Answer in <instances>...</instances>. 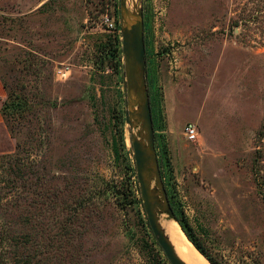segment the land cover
I'll use <instances>...</instances> for the list:
<instances>
[{"label": "rangeland", "instance_id": "1", "mask_svg": "<svg viewBox=\"0 0 264 264\" xmlns=\"http://www.w3.org/2000/svg\"><path fill=\"white\" fill-rule=\"evenodd\" d=\"M139 10L173 212L150 165L157 222L184 219L217 262L264 264V0H138ZM126 22L121 0H0V165L11 166L0 212L41 227L58 264H169L136 177L132 140L147 141L132 115L139 94L127 101L124 88Z\"/></svg>", "mask_w": 264, "mask_h": 264}, {"label": "water", "instance_id": "2", "mask_svg": "<svg viewBox=\"0 0 264 264\" xmlns=\"http://www.w3.org/2000/svg\"><path fill=\"white\" fill-rule=\"evenodd\" d=\"M121 8L126 19V23L120 29L122 54L124 59V69L127 82H124L125 93L127 101L131 89L137 90L139 100L141 102L139 112L134 115L137 119L142 121V127L146 132L147 150L144 146L133 138L132 151L136 167V177L139 184V191L143 203V208L147 216L148 225L157 244L164 253L169 264H184L175 254L173 247L164 236L160 229L154 208L157 205L156 201L150 195L149 186L145 180V172L148 167L152 165L157 184L160 188L161 196L164 202V209L167 214L173 218V212L168 204L167 197L161 183V177L156 160L154 149V132L152 126L151 111L149 106V99L145 91V47H144V27L143 15L139 10L136 15H133L126 7L125 0H121ZM135 19V21H133ZM142 91V93H140ZM128 104V102H127ZM126 123L131 125L128 114L125 116ZM159 205V204H158ZM161 206V205H160Z\"/></svg>", "mask_w": 264, "mask_h": 264}, {"label": "trees", "instance_id": "3", "mask_svg": "<svg viewBox=\"0 0 264 264\" xmlns=\"http://www.w3.org/2000/svg\"><path fill=\"white\" fill-rule=\"evenodd\" d=\"M1 167L2 175L6 179H0V209L2 204L9 205L11 198L8 193L11 192V180L7 177L11 174V166ZM14 170V169H13ZM14 174H20L19 169L14 170ZM4 176V177H5ZM21 178V177H20ZM183 233L195 247V249L207 259L209 264H223L213 259L206 251L199 239L195 237L192 228L184 221L177 220ZM30 218L22 213L14 216L7 211L0 212V264H58V247L55 243L45 244L42 241L44 230L41 227H32L29 224ZM63 235V234H61ZM55 234L53 238H57ZM241 264H246L241 261Z\"/></svg>", "mask_w": 264, "mask_h": 264}, {"label": "bare ground", "instance_id": "4", "mask_svg": "<svg viewBox=\"0 0 264 264\" xmlns=\"http://www.w3.org/2000/svg\"><path fill=\"white\" fill-rule=\"evenodd\" d=\"M125 2L127 9L131 11V9L136 7L138 0H125ZM158 224L163 231L164 236L173 247L176 256L184 264H209L188 241L175 221L165 216H161L158 220Z\"/></svg>", "mask_w": 264, "mask_h": 264}, {"label": "built area", "instance_id": "5", "mask_svg": "<svg viewBox=\"0 0 264 264\" xmlns=\"http://www.w3.org/2000/svg\"><path fill=\"white\" fill-rule=\"evenodd\" d=\"M100 22L108 30H113L114 27H115L113 21L110 18H108V17H102V19L100 20ZM185 131H186V134H187V136H188L189 139H194L196 137V131H195V127L193 125L188 124L185 127Z\"/></svg>", "mask_w": 264, "mask_h": 264}, {"label": "crops", "instance_id": "6", "mask_svg": "<svg viewBox=\"0 0 264 264\" xmlns=\"http://www.w3.org/2000/svg\"><path fill=\"white\" fill-rule=\"evenodd\" d=\"M4 96H5V90L0 79V121H1V101L3 100Z\"/></svg>", "mask_w": 264, "mask_h": 264}]
</instances>
